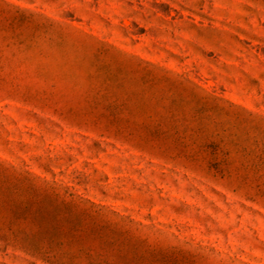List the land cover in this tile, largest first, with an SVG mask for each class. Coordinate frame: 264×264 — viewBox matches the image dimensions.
Wrapping results in <instances>:
<instances>
[{"label": "rangeland", "instance_id": "rangeland-1", "mask_svg": "<svg viewBox=\"0 0 264 264\" xmlns=\"http://www.w3.org/2000/svg\"><path fill=\"white\" fill-rule=\"evenodd\" d=\"M0 264H264V0H0Z\"/></svg>", "mask_w": 264, "mask_h": 264}]
</instances>
